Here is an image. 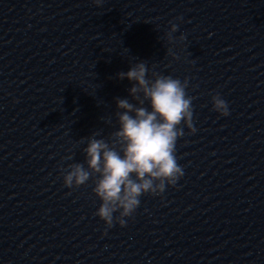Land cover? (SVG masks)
<instances>
[{
  "label": "water",
  "instance_id": "water-1",
  "mask_svg": "<svg viewBox=\"0 0 264 264\" xmlns=\"http://www.w3.org/2000/svg\"><path fill=\"white\" fill-rule=\"evenodd\" d=\"M174 23L177 42L170 44ZM141 61L149 79L155 71L188 80L196 131L181 125L176 156L184 175L177 184L162 196L142 195L126 226L114 223L105 233L92 180L66 188L61 169L87 167L90 136L108 140L118 130L116 98L136 102L132 82L117 74ZM118 73L0 252V264H264V0H179ZM217 93L228 116L213 110ZM144 106L151 110L148 101Z\"/></svg>",
  "mask_w": 264,
  "mask_h": 264
},
{
  "label": "clouds",
  "instance_id": "clouds-1",
  "mask_svg": "<svg viewBox=\"0 0 264 264\" xmlns=\"http://www.w3.org/2000/svg\"><path fill=\"white\" fill-rule=\"evenodd\" d=\"M104 2L93 0L97 7ZM177 30L178 25L172 24L167 34L170 44L177 42L172 35ZM185 39L183 34L178 38L180 42ZM148 71L141 61L117 74L118 79L132 82L128 91L136 103L116 98L118 130L108 140L98 139L100 132L90 136L84 148L87 167L72 163L68 170L61 169L66 188H78L92 180V192L101 201L95 215L104 221L105 233L114 223L126 226L125 218L140 206L142 195L162 196L166 187L177 184L184 175L176 156L177 140L184 135L181 125L196 131L192 124L193 97L186 93L188 80L181 82L155 71L149 79ZM146 101L151 110L144 106ZM212 105L221 116L230 114L227 101L219 93L212 96ZM65 159L71 160L72 156Z\"/></svg>",
  "mask_w": 264,
  "mask_h": 264
}]
</instances>
